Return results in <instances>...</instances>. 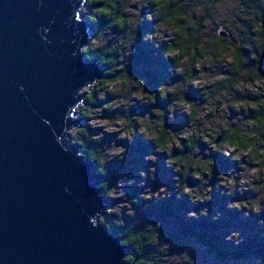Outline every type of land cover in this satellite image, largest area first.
Listing matches in <instances>:
<instances>
[{"label":"clouds","instance_id":"1","mask_svg":"<svg viewBox=\"0 0 264 264\" xmlns=\"http://www.w3.org/2000/svg\"><path fill=\"white\" fill-rule=\"evenodd\" d=\"M81 14L93 23H99L101 18L106 21L80 49L81 54L89 61L98 57L97 67H110L102 77L94 78L76 93L81 98L72 111L87 118V126L66 130L71 137L68 143L84 150L76 155L83 157L86 152L99 166V172L106 174L105 165L117 159L123 161L127 155V147L118 141L130 145L140 136L155 146L154 152L144 157L145 161L156 165L158 154L166 155L165 165L174 173L177 199L187 196L193 205L207 204L213 200L214 190L223 189L222 195L244 197L232 199L226 205L228 209L242 211L244 218L261 216L264 73L260 67L264 58V0H86L76 13L77 21L82 19ZM145 23L151 24L152 31L139 37ZM138 38L151 42L163 60L170 62L169 78L154 91L146 90V82L128 70V58L135 54ZM177 76L179 80L175 79ZM190 90L195 98H189ZM158 98L168 101L166 107L156 106ZM138 105L148 110L134 113L132 110ZM178 116L186 118L187 123L175 130L166 126V121L174 123ZM106 135L115 139L103 143ZM90 142L98 147L90 149ZM201 143L205 145L203 149ZM213 153L228 158L235 167L215 172ZM156 172L155 166L147 172L139 171L138 184L129 174L113 186L108 182L100 185L105 199L120 201L104 211L117 217L112 223L123 229L118 235L127 236L122 245L134 249L121 257V264H196L188 248L173 251L171 243L161 241L159 223L136 232V224L125 227L124 217L135 218L133 205L139 200L159 202L172 196L166 185L153 191L146 184L149 178L156 179ZM189 178L198 183L190 186ZM133 185L144 190L129 199L124 189ZM246 193L253 195L245 197ZM208 215L207 207L186 213L191 219ZM220 216L217 212L213 220ZM91 223L93 227L98 223L111 227L100 212ZM259 224L264 229V219ZM261 236L264 237V231ZM225 240L235 246L243 243L236 231ZM146 245L155 251L145 253ZM258 264H264V259L258 260Z\"/></svg>","mask_w":264,"mask_h":264},{"label":"water","instance_id":"2","mask_svg":"<svg viewBox=\"0 0 264 264\" xmlns=\"http://www.w3.org/2000/svg\"><path fill=\"white\" fill-rule=\"evenodd\" d=\"M85 2L0 0V264H121L125 255L120 237L91 223L107 199L66 132L82 121L77 91L103 76L80 52Z\"/></svg>","mask_w":264,"mask_h":264},{"label":"trees","instance_id":"3","mask_svg":"<svg viewBox=\"0 0 264 264\" xmlns=\"http://www.w3.org/2000/svg\"><path fill=\"white\" fill-rule=\"evenodd\" d=\"M83 18H86L88 23L91 25L92 33L94 35L106 23L103 18L100 19L99 23H93L85 14H83ZM113 30L115 31V29ZM150 31H152L151 24L145 23L141 26L139 37H142L145 33ZM137 40L138 45L135 54L128 58L130 60L129 66L144 65L145 68L142 69L140 74H142V77L146 78L145 82L149 86L150 90L154 91L155 88L162 84L166 78H169L170 74L168 68L170 66V62H165L163 60L158 50L153 47L151 42H143L139 38ZM245 54L247 55L246 50ZM96 59H98V57H96ZM251 63L255 62L250 61V64ZM108 67H110V65L102 66V74H104L105 69ZM260 71L264 73V58L261 60ZM175 79L179 80L180 77L177 76ZM189 98H195V94L191 93V90ZM167 102L168 101H160L158 98V104L156 106L164 108L166 107ZM80 118L84 120L83 126H87V118ZM186 123V118L178 117L174 123L170 121H168V123L166 122V126L175 130L179 127H182ZM89 132L92 133L93 130H90L89 128ZM122 142H124L128 150L124 160L130 168H133L137 171L135 172V175H139V171L141 170L147 172L149 167L144 163L143 156L146 153H153L155 146L151 142L145 141L140 136H137L134 139V142L130 145L127 144L126 141ZM99 146L102 147V145ZM199 146L201 149L205 147L202 143ZM73 147L77 148V152L84 151L79 145H73ZM88 147L90 149H95L98 147V145L95 142H90L88 143ZM185 151L188 150L185 149ZM158 155L159 162L155 165L157 168L156 179L153 181L149 178L146 183L151 185L150 187L155 190L159 188V185L156 182L161 181L160 186L166 185L169 191L172 192V196L159 202L139 200L134 205H136L137 208L143 210V217L135 222L131 221V219L126 220L125 227H128L131 224H136V228L133 229V232H136L149 224L156 225L159 223L161 226L158 231L160 233V238L162 237V241L167 240L169 243H171L172 247H175L176 249H179L180 245L183 243L192 244L203 255H205L210 262L215 264H241V262L247 260H253L254 264H258V260L264 259V237L261 236V232L264 231V229H262L259 224V220L264 219V213H262L259 217L252 215L248 218H244L242 211L228 209L226 207L227 203L232 199H241L244 197H240L239 194H237L235 197L222 195L221 193L223 190L220 191L221 189L214 190L213 200L207 204L193 205L188 200L187 196L177 199V193L174 190V173L165 165L166 155ZM80 158L82 160L91 162V173L94 176L96 189L103 195L104 190L100 188V185L103 182H108L109 186H111V182L115 177L114 173L107 168H105L106 174L100 173L98 170L99 166L95 161L87 157L86 152L84 153V156ZM213 158L216 162V168H221L223 171L235 167L232 161L223 157L222 155L213 153ZM151 166L154 165L151 164ZM188 183L190 186H192L198 182L192 178H189ZM215 183L216 180L213 178L212 184ZM129 188L128 192L132 197L138 196V194L143 190L137 186H132ZM249 195L253 194L246 193L245 197ZM145 205L149 206L145 207ZM204 207L209 209V215L207 217L200 216L198 219H191L186 216L188 211H198ZM217 212L221 213L220 219L213 220V217L217 214ZM168 220L174 223V228L168 229L167 231L161 230L163 225L168 222ZM112 222L113 221L107 222V224L111 226L110 228L106 227L104 224H102V226L104 229L108 230L113 237H120L118 242L122 245L121 241L127 239V236L118 235L123 231V229L117 228ZM233 231L239 232L243 237V243H241L239 246H235L233 242H227L225 240V237ZM122 246L125 248V254L134 252V249L130 245ZM152 248L153 247L151 245H146L144 252L151 253L153 252Z\"/></svg>","mask_w":264,"mask_h":264},{"label":"rangeland","instance_id":"4","mask_svg":"<svg viewBox=\"0 0 264 264\" xmlns=\"http://www.w3.org/2000/svg\"><path fill=\"white\" fill-rule=\"evenodd\" d=\"M82 15V17H83V14H81ZM114 31V30H113ZM88 32H89V39H88V41H87V43L95 36L93 33H92V27H91V25L89 24V27H88ZM86 43V44H87ZM137 45H138V40H137V43H136V45H134V47L135 48H137ZM130 58V57H129ZM143 68H145V66L144 65H133V66H128V70H129V72L130 73H135L136 74V76L138 77V78H142L144 81H146V78L145 77H142L141 75L142 74H140V72L142 71V69ZM167 79V78H166ZM176 80H178V79H176ZM164 83V82H163ZM146 90H149V91H151L150 90V88H149V86L147 85V88H146ZM148 109L146 108V107H144V106H137L135 109H133L132 111L134 112V113H139V114H143V112L144 111H147ZM75 113V112H74ZM75 115L76 116H78V114L77 113H75ZM105 115H108V113H105ZM79 117V116H78ZM179 117V116H178ZM177 117V118H178ZM180 118V117H179ZM83 122H84V120L82 119V121L81 122H79L78 124H77V126H83ZM167 123H168V121H166ZM90 130H92L91 128H90ZM95 131H101L100 129H97V130H95ZM93 134H94V132H92ZM69 137V136H68ZM71 139V137H69L68 138V141ZM113 139H115V137L114 136H108V135H106L105 136V141H104V143H108V142H110L111 140H113ZM118 143H122V144H124V142H122V141H118ZM72 145V144H71ZM125 145V144H124ZM73 146V145H72ZM205 146V145H204ZM76 152H77V148H76ZM146 155H148V153H146L144 156H143V160H144V163L148 166V167H151V162H149V161H145V159H144V157L146 156ZM149 164V165H148ZM126 165V166H125ZM155 166V165H154ZM105 168H107V169H110L113 173H114V175H115V177H114V180L111 182V186H113V185H115V183L118 181V180H120V178L122 177V176H128L129 174H131L133 177H134V179L136 180V182H137V184L140 182V180H141V177L139 176V175H135V172H137L135 169H133V168H130L128 165H127V163L125 162V160H123V161H120V160H113L112 162H110V163H108L107 165H105ZM228 170H222L221 168L219 169V168H216L215 169V172H217V173H219V172H227ZM156 183H158V185H159V187H160V184H161V181H158V182H156ZM147 184V183H146ZM148 186H151V185H149V184H147ZM133 186H136V185H133ZM163 186V185H162ZM129 187H125V189H124V191L128 194V198L129 199H132L133 197L129 194V192H128V190L130 189H128ZM141 189H143V188H141ZM153 189V188H152ZM144 190V189H143ZM142 190V191H143ZM156 190V189H155ZM154 189H153V191H155ZM223 189H221L220 191H222ZM224 191V190H223ZM118 202H120V201H116V200H111V199H107V201H106V203H104L103 204V206H102V210H101V214H103L104 216H105V218H106V222H110V221H113L114 219H116L117 217L115 216V215H108L104 210L107 208V207H111V206H114L116 203H118ZM107 204V205H106ZM133 207H134V209L136 210V216H135V218L134 219H132V218H129V217H127V216H125L124 217V219H125V221L126 220H128V219H131V221H133V222H135V221H137V220H139L141 217H143V215H144V213H143V210L142 209H139V208H137L136 207V205H133ZM126 211V210H125ZM98 225L99 226H101L102 224H99L98 223ZM174 223L172 222V221H169L168 220V222H166L164 225H163V227L161 228V230H163V231H167L168 229H173L174 228ZM104 231L107 233V234H109V235H111L110 233H109V231L108 230H106V229H104ZM160 239H162V237L160 238ZM162 241V240H161ZM185 248H188L189 249V251H190V255L193 257V259L196 261V264H215V263H212V262H210L208 259H207V257L205 256V255H203L194 245H192V244H189V243H183V244H181L180 245V248L179 249H176L175 247H172V249H173V251H183ZM152 251L154 252L155 251V248L153 247L152 248ZM241 264H254V261L253 260H247V261H243V262H241Z\"/></svg>","mask_w":264,"mask_h":264}]
</instances>
